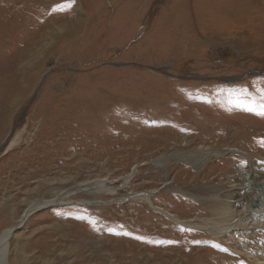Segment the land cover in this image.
<instances>
[{"label":"rangeland","instance_id":"1","mask_svg":"<svg viewBox=\"0 0 264 264\" xmlns=\"http://www.w3.org/2000/svg\"><path fill=\"white\" fill-rule=\"evenodd\" d=\"M200 147L245 148L264 171V0H0V234L53 188L137 166L128 200L81 193L35 211L9 264H136L137 232L148 244L172 233L191 264L201 244L214 245L208 264H238L227 241L182 220L217 217L211 183L248 158L153 161Z\"/></svg>","mask_w":264,"mask_h":264},{"label":"bare ground","instance_id":"2","mask_svg":"<svg viewBox=\"0 0 264 264\" xmlns=\"http://www.w3.org/2000/svg\"><path fill=\"white\" fill-rule=\"evenodd\" d=\"M20 140H21V135L17 134L14 138H12L8 142V149L11 148L13 145H17L20 142ZM241 147H236V148L235 147L234 148L233 147H226V148L200 147L194 151H190V154H186V152L185 153L178 152L177 154L174 155L163 154L160 155L158 158L154 159L153 161L156 164L162 165L164 167L170 161V159L176 155L178 156L179 160L185 159L186 161L194 164V166H196L197 168H201L203 165H205L208 161H210L214 157H221L228 153H240L245 158H248L249 161L244 171L238 172L239 166H233V169L229 170L230 171L228 172L229 181L227 185L219 187L216 186L214 183H211V188L217 190L215 194L211 197V199H213L212 202H214L215 200V205L217 204V209H216L217 217L215 218L205 217L199 219L200 222L198 223H193L194 220L192 219H188V220L185 219L182 220V222L184 221L183 223H185L187 226L197 227L201 231L207 232L209 234L214 235L217 238H220L221 240L227 241L228 249L232 252L231 254L234 255V260H237L238 264H264V241H259L260 234L264 236V171L258 169L257 161L254 160L253 156L249 153V151ZM138 151L139 150H137V152ZM262 153L264 154V152ZM222 162H225L223 164L225 166L226 160H223ZM216 166L217 165L215 163L212 164L210 168L208 167L209 169H207V172H212L213 171L212 169ZM136 169L137 166L134 168L133 172H130L125 176H122L120 179L97 178L91 181L89 180L86 183L85 182L82 183L83 185H81L78 188L76 187L73 189L72 188L58 189L57 187L56 190L55 188H53V194L51 195L50 199L35 201L34 203H31L26 208L24 213L20 216L19 224L16 226L13 225L12 227L5 229L0 234V264H9V254L11 251L10 240L11 237H13L15 234L14 229L17 226L21 227V225H23L25 221L29 219V217L35 211H37L42 207H49L57 204L58 205L64 203L72 204V200L75 199L73 198V196H75L76 194L80 195L81 193L89 194V196L92 195V197H94L93 198L94 200L90 199L89 201L94 202L95 200H98L103 205L107 203L103 201L104 196L107 195L117 196V197L122 196L121 200L124 199L128 200L130 197H132V195L131 194L128 195L129 191H127L126 189L133 182V177L135 175ZM206 189L208 193L212 192V190L209 187H207ZM134 195L136 196L138 195V193L137 194L133 193V197ZM139 196H140L139 198L145 200L148 204H152V205L154 204L151 199L152 195L147 194L145 192L144 194H141ZM186 205H188V203ZM190 206L193 205L190 204ZM171 216L176 222H180L176 218V215H171ZM133 230L134 229H132V231ZM182 230L184 229H181V231ZM170 234L172 233L169 234L167 233L165 235L168 238H165L163 236L162 237L157 236L159 238L158 240H154L155 242L153 244L152 243L148 244L146 242V239L147 238L149 239V236H144V235L142 236L141 233L137 232V240H135L134 245L130 247L128 246L129 248L126 247V250L132 253L131 255L134 257L133 261L136 262V264H191L195 252L191 253L193 250L191 249V247L188 246L187 242H178L176 239H172ZM239 234L240 236L245 235L247 240L245 242L241 241V238L237 237V235ZM155 235H160V233L156 231L153 237ZM252 236L253 238H251ZM150 237H152V235H150ZM139 243H147V244L143 247V249L139 250ZM212 248H214V245L207 246L205 244H201L200 247L198 245L196 250L199 251L200 254L199 253L196 254L194 256L195 258L194 260H196L198 264H208L212 260V257L210 255V249ZM110 250L113 251L114 247L110 248ZM140 253L143 254V257L138 260V255ZM78 258L79 260H81L82 256L79 255ZM99 259L98 262H102V260ZM82 260L85 261V257H83ZM78 262L79 261L75 263ZM116 262L110 261L109 264H114ZM120 262H123L121 264L125 263L124 261H120ZM117 264L120 263L118 262Z\"/></svg>","mask_w":264,"mask_h":264},{"label":"water","instance_id":"3","mask_svg":"<svg viewBox=\"0 0 264 264\" xmlns=\"http://www.w3.org/2000/svg\"><path fill=\"white\" fill-rule=\"evenodd\" d=\"M20 226H17L14 230H17Z\"/></svg>","mask_w":264,"mask_h":264}]
</instances>
